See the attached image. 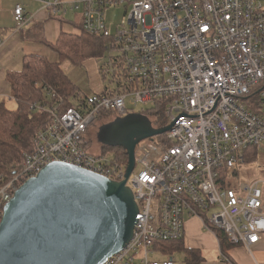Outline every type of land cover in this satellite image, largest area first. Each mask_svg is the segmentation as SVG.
<instances>
[{
	"label": "built area",
	"instance_id": "2783aa9c",
	"mask_svg": "<svg viewBox=\"0 0 264 264\" xmlns=\"http://www.w3.org/2000/svg\"><path fill=\"white\" fill-rule=\"evenodd\" d=\"M39 1L56 18L80 14L82 30L109 40L115 86L86 93L61 115L50 109L35 149L24 153L21 178L59 161L123 180L127 165L114 153H93L86 131L102 112L122 116L166 98L164 114L173 125L162 139L137 145L142 169L127 181L138 204L132 238L102 264H175L154 241L183 239L187 216L223 231L233 245L259 242L264 174L231 187L219 180L223 168L246 166L245 149L264 147V0ZM118 7L125 21L109 24ZM13 18L16 30L31 23L22 4ZM249 95L257 99L247 104ZM18 178L0 189V221Z\"/></svg>",
	"mask_w": 264,
	"mask_h": 264
},
{
	"label": "water",
	"instance_id": "95a60500",
	"mask_svg": "<svg viewBox=\"0 0 264 264\" xmlns=\"http://www.w3.org/2000/svg\"><path fill=\"white\" fill-rule=\"evenodd\" d=\"M144 116L136 125L131 119L116 126L111 135L96 133L102 145L125 149L123 180L57 161L15 190L0 221V264H102L129 243L138 213L127 185L136 165V147L173 125L155 127Z\"/></svg>",
	"mask_w": 264,
	"mask_h": 264
},
{
	"label": "trees",
	"instance_id": "16d2710c",
	"mask_svg": "<svg viewBox=\"0 0 264 264\" xmlns=\"http://www.w3.org/2000/svg\"><path fill=\"white\" fill-rule=\"evenodd\" d=\"M108 42L109 40L105 37L82 31V29L80 32L61 31L54 42H49L51 49L58 55L57 61H50L46 56L39 54H27L24 56L21 70L7 73L11 92L18 106L16 109H10L5 103H0V189L16 177H19L17 179L19 185L24 182L21 178L24 153L35 149V138L38 132L52 118L50 109H54L56 114L61 115L85 96L65 73L62 68L63 62L81 64L88 58L102 57L107 51ZM101 93H110V89L107 88ZM256 99L257 97L252 99V95H249L245 97L244 102L249 104ZM167 103L169 99L162 98L155 106L138 111L148 116L156 127H163L168 124L164 114ZM33 104H38L39 109L32 110ZM111 116H113L112 113L102 112L98 120ZM88 133L89 131H86V136ZM163 136H158V139H162ZM86 146L90 147V143H86ZM101 146L103 153L114 152L120 162L127 165L128 156L124 148ZM244 153L246 166L256 163L260 156L259 151L253 147L245 149ZM221 172L219 184L231 187L230 177L237 174L238 169L223 168ZM209 228L217 234L224 254L235 246L229 242L223 231L211 226ZM154 245L156 250L173 258L175 254L182 253L185 264H200L204 260L199 250L185 248L183 239L155 240Z\"/></svg>",
	"mask_w": 264,
	"mask_h": 264
},
{
	"label": "crops",
	"instance_id": "0c3cea01",
	"mask_svg": "<svg viewBox=\"0 0 264 264\" xmlns=\"http://www.w3.org/2000/svg\"><path fill=\"white\" fill-rule=\"evenodd\" d=\"M17 4H22L26 15L31 17L30 25L22 30H16L13 18V10ZM79 17L77 19L74 16L75 20L53 17L39 0H0V103L16 109L18 103L12 95L7 73L21 70L27 54L53 53L49 42L58 38L65 25L73 26L74 30L69 32H79L81 15ZM90 132L91 128L88 137ZM95 149H98L96 152L99 151V148ZM183 243L185 248L197 249L202 253L204 260L200 264H264V236L250 249L235 245L224 254L217 234L206 228L202 219L197 216L186 217ZM180 259L179 264H185L182 253Z\"/></svg>",
	"mask_w": 264,
	"mask_h": 264
},
{
	"label": "rangeland",
	"instance_id": "374dc122",
	"mask_svg": "<svg viewBox=\"0 0 264 264\" xmlns=\"http://www.w3.org/2000/svg\"><path fill=\"white\" fill-rule=\"evenodd\" d=\"M125 8L124 7H118L114 8L111 17H109V24H116V23H122L125 21ZM74 16H77V19H79L80 14H72L69 13L65 19L67 20H75ZM73 27V26H72ZM70 25H65L63 31H73L74 29ZM112 29V28H111ZM81 30V29H80ZM80 32V31H79ZM43 53V52H38ZM53 50V53H45V54H39L46 56L50 61H57L58 55ZM112 54H115V52H112ZM111 55V52H107L104 54V56L95 58L91 57L82 62L81 64H72L69 61H65L62 64V68L64 69L65 73L70 77V79L74 82L78 90L82 94L86 93H100L105 91L107 88L111 89L115 86V83L113 82V68L111 65H109V56ZM17 108V106H15ZM15 109V108H10ZM139 108H133L131 109L127 114L118 116L114 115L111 117H105L103 119L97 120L96 123L93 124L91 128L90 135L88 137V143H90V149L93 151V153L100 154L101 151V143L97 141L96 139V133L99 130V133L103 131H108L109 135H111V132L114 131V128L116 126H121L122 124H125L127 121H131V119L134 121L133 124L136 125L137 121L138 123L142 122L143 119H145V116L138 111ZM158 138V135L155 136V139ZM93 143L94 147L99 148V151L96 152L98 149H93ZM103 153V152H102ZM104 153V154H108ZM114 153V152H112ZM142 169V166L137 163L134 172L137 173ZM264 174V147L263 150L260 153L259 159L256 163L250 165L241 167L238 169V173L235 175H232L230 177L231 185L237 186L241 181L247 180V179H253L257 176H260ZM181 256V253L175 254L174 258L176 260V264H179V260Z\"/></svg>",
	"mask_w": 264,
	"mask_h": 264
},
{
	"label": "bare ground",
	"instance_id": "6f19581e",
	"mask_svg": "<svg viewBox=\"0 0 264 264\" xmlns=\"http://www.w3.org/2000/svg\"><path fill=\"white\" fill-rule=\"evenodd\" d=\"M32 13V12H31ZM67 21V20H66ZM72 23V22H71ZM79 24V23H78ZM83 31V30H82ZM79 36V35H78ZM107 39V38H106ZM63 72V71H62ZM113 77H114V73H113ZM70 81V80H69ZM74 83V82H73ZM73 85V84H72ZM105 151V150H104ZM107 151V150H106ZM112 151V150H111ZM118 152V151H117ZM105 153V152H104ZM124 153V152H123ZM123 156V155H122ZM124 160V159H123ZM124 162V161H123ZM163 256H166L165 254H163Z\"/></svg>",
	"mask_w": 264,
	"mask_h": 264
},
{
	"label": "flooded vegetation",
	"instance_id": "af4514ba",
	"mask_svg": "<svg viewBox=\"0 0 264 264\" xmlns=\"http://www.w3.org/2000/svg\"><path fill=\"white\" fill-rule=\"evenodd\" d=\"M155 126V125H154ZM156 127V126H155ZM97 139V138H96Z\"/></svg>",
	"mask_w": 264,
	"mask_h": 264
}]
</instances>
